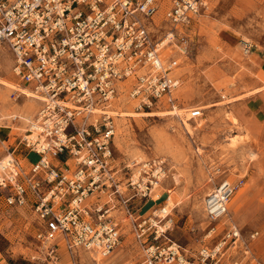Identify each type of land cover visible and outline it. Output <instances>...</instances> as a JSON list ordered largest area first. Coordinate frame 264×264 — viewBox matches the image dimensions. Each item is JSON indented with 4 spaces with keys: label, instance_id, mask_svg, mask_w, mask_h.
Returning <instances> with one entry per match:
<instances>
[{
    "label": "built area",
    "instance_id": "1",
    "mask_svg": "<svg viewBox=\"0 0 264 264\" xmlns=\"http://www.w3.org/2000/svg\"><path fill=\"white\" fill-rule=\"evenodd\" d=\"M202 5L173 0L167 20L174 27L188 24ZM158 9V0H0V50L13 55V74L41 103L18 144L39 159L25 164L14 152L0 159V201L34 215L37 248L30 261L62 264V248L70 255L89 251L97 264L110 257L122 237L114 199L142 252L139 262L125 264H224L230 249L244 245L230 223L219 242L188 256L168 236L173 218L164 215L165 207L145 217L138 213L132 199L152 196L166 176L163 160L139 163L143 172L127 181L137 193L119 198L113 104L134 101L138 111L166 105L180 115L174 96L179 79L162 57L174 34L154 39L145 22ZM243 45L250 54L253 43ZM191 111V119L203 116L201 108ZM234 192L223 180L208 194L211 220L228 215Z\"/></svg>",
    "mask_w": 264,
    "mask_h": 264
},
{
    "label": "rangeland",
    "instance_id": "2",
    "mask_svg": "<svg viewBox=\"0 0 264 264\" xmlns=\"http://www.w3.org/2000/svg\"><path fill=\"white\" fill-rule=\"evenodd\" d=\"M172 2L158 0L157 14L145 22L154 39L174 34L162 57L179 79L174 96L177 114H181L172 115L166 105L138 111L134 101L113 104L117 115L112 150L119 168V198L137 193L127 181L143 172L139 163L163 160L166 176L150 198L135 195L132 206L143 217L149 216L165 207L172 195L175 204L170 206L174 209L168 236L188 256L197 254L203 245H215L233 223L241 231L244 245L230 249L224 264H264V0H202L199 13L188 24L177 27L166 17ZM245 40L254 45L250 54L244 52ZM0 59V77L29 89L19 84L11 70L13 55L0 50ZM26 101L20 91L10 92L0 86V159L12 152L25 164L39 159L18 145L29 123L19 117L5 118L20 112L33 120L41 103L30 109ZM194 108L203 110L201 118H190ZM129 110L158 115L120 116ZM223 180L231 182L235 192L228 215L213 221L207 216L205 200ZM101 199L108 200L106 196ZM114 204L112 214L122 226L121 242L99 263L139 262L140 245L120 202L114 199ZM34 224V215L27 208H12L0 201L1 264H40L29 260L37 248ZM60 254L62 264H82L83 260V264H97L95 256L82 249L70 255L62 248Z\"/></svg>",
    "mask_w": 264,
    "mask_h": 264
},
{
    "label": "bare ground",
    "instance_id": "3",
    "mask_svg": "<svg viewBox=\"0 0 264 264\" xmlns=\"http://www.w3.org/2000/svg\"><path fill=\"white\" fill-rule=\"evenodd\" d=\"M13 65V64H12ZM4 66V65H3ZM175 68V67H174ZM173 68V69H174ZM0 72H1V69H0ZM10 74V71L7 75ZM0 86L2 87H6V89L8 91H12V92H16V91H20V93L26 95L27 97V107L32 109L34 107H36L37 105H39V101L38 99L36 98V96L34 95L33 91L31 89H24V88H20V86L15 83L14 81H11V80H5L3 79L2 77H0ZM9 95V94H8ZM20 95V94H19ZM26 99V98H25ZM233 101V99H232ZM231 101V102H232ZM227 102V101H226ZM22 111V110H21ZM186 111V110H185ZM189 111V110H187ZM191 111V110H190ZM181 112V111H180ZM184 112V111H183ZM182 112V113H183ZM192 112V111H191ZM167 114H169L168 112H166ZM178 113V112H177ZM115 114V113H114ZM121 115L120 116H129V117H149V116H157L158 113H154V112H138V111H134V110H129V111H124L122 113H120ZM181 114V113H180ZM190 114V113H189ZM173 115V113H172ZM15 117H19L20 119H22L24 122H30L32 121L30 115H26V114H23V113H11V114H8L5 118L6 119H13ZM23 123V122H22ZM25 124V123H24ZM187 125V124H186ZM20 127V126H19ZM23 127V126H22ZM188 127V125H187ZM186 127V128H187ZM190 128V127H188ZM187 128V129H188ZM23 129V128H22ZM26 131V130H25ZM175 177V176H174ZM126 187V186H125ZM160 193H157L156 194V198L159 197ZM175 204V201L173 199V196L170 195L168 197V199L166 200V204H165V208H164V215H167V214H170L171 211L174 209V208H171L170 206L174 205ZM169 205V206H168ZM87 254V253H86ZM85 256V254H84ZM82 257V256H81ZM90 258V257H89ZM88 258V259H89ZM87 259V258H86ZM100 259V258H99ZM82 260V259H81ZM81 262V261H80ZM84 262V260H83ZM82 262V264H83ZM89 262V261H88ZM69 263V262H67ZM105 263V262H104Z\"/></svg>",
    "mask_w": 264,
    "mask_h": 264
},
{
    "label": "crops",
    "instance_id": "4",
    "mask_svg": "<svg viewBox=\"0 0 264 264\" xmlns=\"http://www.w3.org/2000/svg\"><path fill=\"white\" fill-rule=\"evenodd\" d=\"M101 201H102V199H101ZM138 213H139V211H138ZM139 214H140V213H139ZM140 215H141V214H140ZM1 229H2V225H0V233H3ZM0 264H1V263H0Z\"/></svg>",
    "mask_w": 264,
    "mask_h": 264
}]
</instances>
